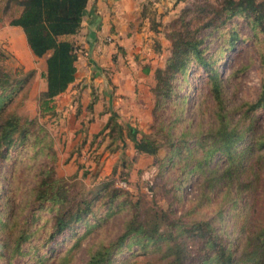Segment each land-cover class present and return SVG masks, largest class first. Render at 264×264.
<instances>
[{
  "label": "trees",
  "instance_id": "1",
  "mask_svg": "<svg viewBox=\"0 0 264 264\" xmlns=\"http://www.w3.org/2000/svg\"><path fill=\"white\" fill-rule=\"evenodd\" d=\"M12 1L22 8L9 22L22 28L34 56L45 55L41 72L45 87L38 96L43 114L52 110L50 101L74 78L75 44L59 36L77 31L87 0ZM239 20L250 30L243 38L255 43L259 88L254 99L231 106L216 62L241 37ZM168 26L169 54L163 66L154 68L155 82L149 87L154 96V136L136 138L134 131L128 135L136 150L156 155L164 149L158 175L165 176L170 204L181 202L183 186L192 178L197 188L194 200L177 216H166L161 210L164 229L149 232L144 229L149 211L119 198L127 192L111 181L98 182L86 195L72 180L55 175L46 129L13 110V101L33 70L12 77L3 73L0 160L11 157L14 165L23 151L33 163L38 155L47 157L31 175L32 185L22 197L20 212L13 209L12 193L0 195V259L5 264L20 255L32 258V264H43L51 257L63 264L88 231L101 228L111 214L124 210L127 214L117 235L87 244L84 264H264V129L256 124V113L264 111V0H194ZM212 40L217 44L209 51ZM195 64L204 72L205 92L197 93L194 121L184 113L187 91L181 87L185 72ZM206 106L209 114L204 122L199 115ZM111 118L110 114L108 122ZM40 212L49 215L39 216ZM39 217L41 222L35 225ZM79 224L84 232L76 231ZM38 229L44 233L39 239ZM65 238L70 239L67 248L56 252L55 245ZM50 240L54 245L43 250Z\"/></svg>",
  "mask_w": 264,
  "mask_h": 264
},
{
  "label": "rangeland",
  "instance_id": "2",
  "mask_svg": "<svg viewBox=\"0 0 264 264\" xmlns=\"http://www.w3.org/2000/svg\"><path fill=\"white\" fill-rule=\"evenodd\" d=\"M193 1L143 0L141 2L140 21H138V41L141 43V50L136 51V53L132 51L134 61L131 74L135 76L138 73L142 79H138L137 82H144L145 86L138 100L135 99L129 102L126 99L127 107L123 113L113 110L108 105L109 100L101 96V94H104L103 91L108 88V82H103L97 77V73L100 71L99 69H92V61L89 60L86 63L88 69L86 70L88 76L86 78L89 79L86 83L89 84L90 91L83 110L81 108L82 104L79 102L80 91L84 90L83 86L79 88V85L83 82H78L68 99L61 98V95L66 93L63 90V94L55 95L50 101L52 110L40 114L38 96L45 87V80L41 76L44 69L45 55L42 57L30 55L29 58L20 60L9 47L8 41L0 39V75L6 73L12 77L16 73L33 70L26 85L14 99L12 103L13 110L22 119L27 121L37 120L46 129L50 138V152L53 155L52 165L55 175L72 180L76 184V188L81 189L86 195L98 182L111 181L113 186H118L127 192V195L121 194L119 198L126 197L135 202L139 208L149 211L147 216L148 225L144 228L149 232L164 229L161 210L167 212L166 216L169 214L170 216H177L188 207L197 194L196 178H192L183 186L181 202L177 204L174 201L170 204L169 194L164 187L165 176L158 175L159 162L164 155V149H158L156 155L150 153L147 149L136 150L133 146V140L128 135L129 131H134L136 138H139L142 134L154 136L152 128L154 123L152 114L154 96L149 88L155 82L154 68L163 66L165 58L169 54L170 40L166 35L169 30L168 22L178 15L182 7L189 6ZM237 29L241 37L236 39L234 45L224 51L223 58L216 62V67L223 80H225L224 95L226 102L231 106H236L245 100L254 99L259 88V59L255 43L249 37L243 38V36L250 34V30L241 20L238 21ZM208 40V37L205 38V41ZM216 44L215 40L209 42V51H212ZM75 47L77 49L76 54L80 58L82 56L89 58L88 54L81 51L79 45H75ZM127 59L132 60L133 56L127 57ZM94 62L93 60V65ZM96 64L95 67L100 68ZM138 69L139 72L136 71ZM103 71L105 75L109 72L108 69L102 67L101 72ZM93 77L96 78V85H91ZM203 77L204 72L199 65H190L185 72V81L181 87L182 92L187 91L184 113L192 115L194 121L197 120L198 116L197 109L194 108L197 93L200 91L205 92ZM134 79L136 81V78ZM64 100H67L66 103H64ZM90 101L91 104L88 106ZM70 102L72 107L68 106ZM207 102L210 105L209 97ZM98 106H100V110L94 112V108L97 109ZM207 110L206 106L199 115L204 122L208 119L209 110ZM110 114L112 118L108 122ZM101 117H103V120L100 119ZM106 122H108V125L104 126ZM256 124L259 129H264L263 110L256 113ZM116 125L120 128H117ZM12 153L13 150L10 149L9 154ZM25 153V151L21 152L14 165H12L13 160L11 157L0 160V195H3L5 191L13 194L12 203L15 212L21 211L22 197L27 194L26 190L32 185L31 175L40 165V160L47 159L43 155L41 157L38 155L36 161H34L36 165H34L33 161H29L25 157ZM172 209L176 210L175 214L171 213L170 210ZM40 214L41 216L49 215L45 212H40L39 216ZM126 214L127 211L125 210L111 214L101 228L88 231L81 238L79 246L75 249L72 257L63 264H84L87 258V244L96 238L110 239L117 235ZM24 215L25 213H20V216L23 217ZM41 219L39 217L35 221V225H38ZM84 230L82 224L76 227L77 232H84ZM38 231L37 239L44 234L42 229H38ZM69 243L70 239L65 238L55 245V251L66 249ZM53 245L54 241L50 240L43 250ZM27 258L28 256H17L12 259L11 264H19L22 261L27 262L26 264H32L34 260ZM0 264H5V262L0 259ZM43 264L59 263L57 258L51 257L45 260Z\"/></svg>",
  "mask_w": 264,
  "mask_h": 264
},
{
  "label": "crops",
  "instance_id": "3",
  "mask_svg": "<svg viewBox=\"0 0 264 264\" xmlns=\"http://www.w3.org/2000/svg\"><path fill=\"white\" fill-rule=\"evenodd\" d=\"M142 1H86L77 31L75 33L62 34L59 38L72 40L75 45L80 46L82 52L88 54L89 58L82 56L81 60L79 55H77L74 62L75 71L73 80L64 89L66 93L63 94L62 91L56 96L63 94L61 98L68 99L78 82H83L79 85V88L82 86L84 88L82 92L80 91L81 95L79 98L83 110L88 101L90 91L89 84L86 83L89 80L86 78L88 77L86 75V70H88L86 63L89 60L93 63L94 60V65L91 63V67L94 70L99 69L100 72L97 73V77L103 82H108V88L106 91H103L104 94H101V96L109 100L108 105L113 110L123 113L127 107L126 99L132 102L141 97V92L145 86L144 82L138 83V79L142 78L138 73L135 76L131 74V69H133L132 63L134 61L132 51L136 53V51L141 50V43L138 41V21H140V4ZM21 8L22 6L19 2L0 0V39L7 40L13 53L20 60H23L33 54L27 45L22 28L9 22L10 19L19 15ZM128 54L133 56L132 60L127 59V57H130ZM95 63L100 68L95 67ZM102 67L109 70L107 75H105L104 71L101 72ZM136 71L139 72V69ZM134 78H136V81ZM95 80V77L91 79V85L97 84ZM141 86L142 88H140ZM66 101L64 100V103ZM68 106L72 107V103H68ZM99 110L100 106L97 109L94 108V112H98ZM100 119L103 120V117Z\"/></svg>",
  "mask_w": 264,
  "mask_h": 264
},
{
  "label": "built area",
  "instance_id": "4",
  "mask_svg": "<svg viewBox=\"0 0 264 264\" xmlns=\"http://www.w3.org/2000/svg\"><path fill=\"white\" fill-rule=\"evenodd\" d=\"M74 51L77 53V49H76V47L74 48Z\"/></svg>",
  "mask_w": 264,
  "mask_h": 264
}]
</instances>
